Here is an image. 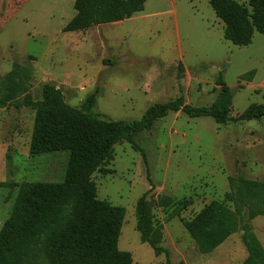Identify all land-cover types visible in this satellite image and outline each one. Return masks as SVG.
<instances>
[{
  "label": "rangeland",
  "instance_id": "374dc122",
  "mask_svg": "<svg viewBox=\"0 0 264 264\" xmlns=\"http://www.w3.org/2000/svg\"><path fill=\"white\" fill-rule=\"evenodd\" d=\"M237 1L248 6V0ZM74 2L0 0V98L6 102L0 107V181L7 182L0 187V228L12 214L17 184L64 177L68 152L30 155L35 107L14 106L40 99L45 83L61 88L72 106L100 86L96 111L115 120L140 119L151 105L180 94L194 106L211 105L221 77L233 92L232 116L264 104V33L256 31L245 46L226 40L210 0H147L143 11L123 21L65 32ZM113 155L105 164L109 172L92 178L100 199L126 208L118 245L132 253L133 264H167L136 228L143 194L172 264L239 263L241 231L205 254L182 220L213 200L224 201L232 179L264 181V117L219 124L174 111L135 144L117 143ZM183 198L192 204L169 219ZM250 228L264 245V215Z\"/></svg>",
  "mask_w": 264,
  "mask_h": 264
},
{
  "label": "trees",
  "instance_id": "16d2710c",
  "mask_svg": "<svg viewBox=\"0 0 264 264\" xmlns=\"http://www.w3.org/2000/svg\"><path fill=\"white\" fill-rule=\"evenodd\" d=\"M147 0H75V15L63 31H84L92 26L123 21L143 11ZM216 16L224 23V38L235 45L252 43L256 31L264 33V0H210ZM29 80L28 73L26 74ZM220 90L211 105L194 106L184 94L147 108L140 119L103 118L96 111L101 87L89 93L80 106L66 102L61 88L42 85L38 100L17 101L16 108L34 106L35 117L29 154L33 156L59 151L68 152L64 178L60 182L23 181L10 217L0 228V264H133L130 251L118 242L126 208L98 197L92 176L109 172L105 164L113 159L119 142L135 144L137 136L150 130L155 122L174 111L190 118L211 117L219 124L264 117V104H252L237 116L231 115L233 92L220 78ZM6 102L0 98V107ZM7 182L0 181V187ZM233 190L224 201L213 200L193 218L182 223L201 253H210L227 238L241 230L248 252L242 264H264V245L251 231L250 223L264 215V181L232 179ZM181 205L169 219L177 217L192 200ZM231 202L232 205L227 204ZM136 228L140 239L157 256L165 254L172 264L170 251L162 246V227L155 226L143 194L137 200Z\"/></svg>",
  "mask_w": 264,
  "mask_h": 264
},
{
  "label": "crops",
  "instance_id": "0c3cea01",
  "mask_svg": "<svg viewBox=\"0 0 264 264\" xmlns=\"http://www.w3.org/2000/svg\"><path fill=\"white\" fill-rule=\"evenodd\" d=\"M28 150V149H27ZM29 151V150H28ZM64 172H65V169H64ZM64 178V177H63ZM63 180V179H62ZM234 234V233H233ZM232 234V235H233ZM231 236V235H230ZM229 236V237H230ZM228 237V238H229ZM235 236H233L232 238H234ZM227 238V239H228ZM242 243H243V241H242ZM242 246V245H241ZM244 248H243V252H242V255H241V259H240V261H239V263L238 264H242L243 263V261L247 258V256H248V252H247V250H246V248H245V245L243 246Z\"/></svg>",
  "mask_w": 264,
  "mask_h": 264
},
{
  "label": "water",
  "instance_id": "95a60500",
  "mask_svg": "<svg viewBox=\"0 0 264 264\" xmlns=\"http://www.w3.org/2000/svg\"><path fill=\"white\" fill-rule=\"evenodd\" d=\"M241 232H242V234H244L245 233V230H241Z\"/></svg>",
  "mask_w": 264,
  "mask_h": 264
}]
</instances>
